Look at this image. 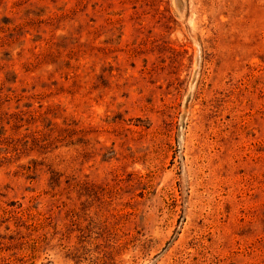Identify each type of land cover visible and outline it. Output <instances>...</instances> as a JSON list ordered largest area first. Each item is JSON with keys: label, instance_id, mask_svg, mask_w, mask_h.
I'll list each match as a JSON object with an SVG mask.
<instances>
[{"label": "rangeland", "instance_id": "374dc122", "mask_svg": "<svg viewBox=\"0 0 264 264\" xmlns=\"http://www.w3.org/2000/svg\"><path fill=\"white\" fill-rule=\"evenodd\" d=\"M0 264H264V0H0Z\"/></svg>", "mask_w": 264, "mask_h": 264}]
</instances>
